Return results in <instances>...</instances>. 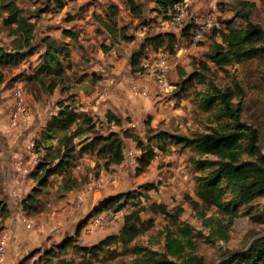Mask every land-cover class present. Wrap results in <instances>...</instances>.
I'll return each instance as SVG.
<instances>
[{
  "label": "rangeland",
  "instance_id": "1",
  "mask_svg": "<svg viewBox=\"0 0 264 264\" xmlns=\"http://www.w3.org/2000/svg\"><path fill=\"white\" fill-rule=\"evenodd\" d=\"M135 1L143 7V14L140 16L133 14L129 0H16L21 16L36 24L35 43L38 50L32 60L28 58V61L22 60L0 69V85L5 83L7 88L12 89L13 95L14 90L20 87L29 104L30 101L37 100L52 108L59 101H67L73 105L79 103L84 107L89 105L90 113L103 114V121L98 123L101 130H129L139 136L144 144L151 145L157 154L151 166L141 174L138 172V158L142 152L133 139L125 141L126 157L122 167L119 165L106 169L104 161L99 160L95 154L81 158L83 160L78 161V166L74 169V174L82 181L77 189L84 191L90 184L103 178L115 179L116 183L88 197L96 203L113 194L125 197L130 194L131 197L124 200L126 206L118 213L105 210L107 213L96 217L100 218V224L94 227L93 232H89L87 229L91 228L96 219H91L90 216L103 212L96 205V209L81 221L84 222V227L80 235H72L75 237L73 245L62 251L57 248L58 243L50 239L43 246L30 249L28 253V250L23 251L24 256L19 255L22 258L17 264H131L134 259L131 255L106 260L82 254L72 247H92L107 236L119 233L124 228L125 214L136 208L142 210L143 219L155 220L154 228L139 237L136 243L154 251H162L165 244L164 232L169 227H174L171 218L152 213L151 206L159 204L167 205L172 213L177 207L184 209L180 223L192 229L195 253L204 259V264H218L226 254L247 249L256 239L264 236V197L244 207L242 215L235 220L223 217L216 209L192 208L185 196L189 195L197 200V175L200 173L193 170L192 161L199 156L192 148H185L171 140L154 138L162 132L191 137L223 126L225 120L219 117L218 109L207 110L203 107V95L208 91V86H211L208 84L213 83L222 90L229 91L231 103L240 110L242 120L259 130L260 145L264 153V56L223 69L211 64V71L207 74L208 83L188 81L191 73L199 70L198 64L204 60L212 43L219 40L216 32L225 29L230 20L236 25L243 24L237 16V11L241 10V1L255 4L245 12L250 14L254 23L264 28V0L194 1L181 21L174 20V11L168 16L163 14L154 0ZM111 6L117 10L111 23L117 29L116 33L109 32L102 24L103 20H108ZM6 18L7 13L2 12L0 47L11 52L16 41L12 29H7L4 24ZM196 18H202V22H213L214 28L206 32L204 40L194 46L190 38H181V33ZM122 29L126 39L121 34ZM66 30L76 34V37H67L64 34ZM164 32L177 34L180 44L172 53L175 56L174 67L166 74L165 86L160 87L141 78L140 73L132 72L130 61L131 56L140 51L146 37ZM45 36L70 43L72 53L71 59L65 62L67 76L62 86L64 89L57 90L53 95L48 94L46 87L35 77L37 58L44 49L41 40ZM144 51L143 57L153 56L155 53L150 47ZM110 79L114 83L108 89L109 97L101 100L99 90L109 84ZM135 79H141L139 81L143 84L150 85L149 98L133 94L131 84ZM84 84H88V91ZM107 111L123 120L121 128H114L111 123H106ZM21 133L10 134L6 130V134L13 138L21 136ZM30 134L27 132L25 136ZM32 138L29 137L26 141ZM82 165L88 167L84 174ZM34 169L35 167L32 170ZM26 178L25 182H28V177ZM56 182L58 180L54 183ZM51 189L42 196L43 203L50 210L64 207L60 204L56 185ZM39 221H45V218Z\"/></svg>",
  "mask_w": 264,
  "mask_h": 264
},
{
  "label": "trees",
  "instance_id": "2",
  "mask_svg": "<svg viewBox=\"0 0 264 264\" xmlns=\"http://www.w3.org/2000/svg\"><path fill=\"white\" fill-rule=\"evenodd\" d=\"M154 1L167 16L179 2ZM129 5L134 15L143 14V7L135 0H129ZM239 6L241 10L237 11V16L243 24L236 25L230 20L225 29L216 32L219 40L212 43L210 51L198 64L199 70L189 76V82L197 80L200 84L208 83L207 74L211 71V64L223 69L264 56V28L254 23L250 14L245 12L255 4L241 1ZM2 12L7 13L4 24L7 29H12L16 45L11 52L0 47V69L22 60L28 61V58L32 60L38 50L35 43L36 24L21 16L16 0H0V16ZM116 15V8L111 6L108 20L102 21L103 26L111 33L117 32L111 24ZM64 34L70 38L76 37L69 30ZM121 34L126 39L123 29ZM190 35L191 24L183 29L181 38L189 39ZM41 43L44 49L37 58L35 77L46 87L47 93L53 95L57 90L64 89L62 86L67 76L65 62L71 59V47L70 43L59 42L50 36H45ZM179 44L180 38L174 32L146 37L140 51L131 56L132 72L142 71L143 61L149 57H143L145 48L150 47L155 53L160 50L174 53ZM208 85L211 86H208V91L203 95V107L207 110L218 109L219 117L225 120L223 126L191 137L162 132L154 138L171 140L185 148H192L199 156L192 161L193 170L200 173L197 175V200L189 195L185 196L192 208L216 209L223 217L235 220L242 215L244 207L264 197V153L260 145L259 130L242 120L240 110L231 103L229 91L222 90L213 83ZM57 106V112L50 116L36 141L39 160L29 176L33 187L22 202V209L27 214L39 211L43 206L42 196L49 193L54 185H57L56 193L59 198L80 187L82 181L74 174V169L85 155L95 154L99 160L104 161L106 169L119 166L125 161L126 139H133L142 152L138 158L140 174L151 166L157 156L151 145L144 144L139 136L129 130H101L96 117L82 111L79 103L73 105L67 101H59ZM105 119L106 123H115L120 127L123 125V120L109 111ZM55 180L58 182L54 183ZM130 197V194L126 197L112 196L100 203V210L118 213L126 206L125 198ZM150 209L154 214L171 218L175 228L169 227L164 232L165 244L162 251H154L136 243L139 237L151 231L155 225L153 218H142L140 208L125 214L124 228L119 233L107 236L92 247L74 245L73 250L106 260L131 255L134 257L131 264H204V259L195 253L192 229L180 223L184 209L177 207L172 213L165 204L152 205ZM11 215L9 204L0 201V230ZM83 227L84 222H81L75 236L80 235ZM73 241L75 237L68 236L57 244V248L64 251L73 245ZM218 264H264V236L256 239L247 249L226 254Z\"/></svg>",
  "mask_w": 264,
  "mask_h": 264
},
{
  "label": "crops",
  "instance_id": "3",
  "mask_svg": "<svg viewBox=\"0 0 264 264\" xmlns=\"http://www.w3.org/2000/svg\"><path fill=\"white\" fill-rule=\"evenodd\" d=\"M111 81H113V79L109 80L108 86L106 85L100 88L99 98L101 100H106L109 97L108 89L111 87L110 85L114 83H111ZM86 85L88 84H84L85 90H87ZM13 101L14 95L12 89L7 88L5 83L0 85V201L8 203L12 211V215L5 221L4 227L0 230V240L5 235L10 238L7 252V264H17L24 256L22 253L23 251L28 250V253L30 249L43 246L46 242H49L50 239H53V242L59 243L64 238L72 236L77 232L81 221L87 218L92 211L96 209V205H100L99 202H102L101 199L94 203L93 199L89 198L88 195H96L98 192H88L89 187H86L84 191L76 189L68 193L65 197H60V204H63L64 207H57L50 210L46 207V204L43 203L39 211L34 214H27L23 211V199L32 189L33 182L29 177L30 175L28 176L29 181L25 182L27 178H22L21 175L18 174L15 168V162L21 154H24V143L27 138L35 137L36 140L38 139L39 134L50 116L57 112L58 106L56 105L52 108L51 106H45L41 101H30L34 121L27 132L31 134L25 136L27 133L25 132L23 135L13 138L6 134ZM80 107L82 111L90 113L88 111L89 105L84 107L83 104H80ZM92 115L96 117L98 123L104 119L103 114L100 112H95V114ZM28 157H30V155ZM37 159L38 158H36V160ZM93 165H95V163H93ZM120 166L122 167L123 164ZM81 167H83L81 170L84 174V171L87 170L88 167L85 165ZM80 196H84L85 200L78 206L76 200ZM110 197H107V199ZM84 202H86V205ZM104 213L107 212H97L90 216V218L94 219L100 217ZM43 218H45V221H39L43 220ZM19 255L23 256L19 257Z\"/></svg>",
  "mask_w": 264,
  "mask_h": 264
},
{
  "label": "built area",
  "instance_id": "4",
  "mask_svg": "<svg viewBox=\"0 0 264 264\" xmlns=\"http://www.w3.org/2000/svg\"><path fill=\"white\" fill-rule=\"evenodd\" d=\"M198 0H179L174 5V20L181 21L184 19L187 9L190 4ZM213 22L207 21L202 22V18H196L193 23H191V35L190 39L194 46L199 42L204 40V35L206 32L211 30L213 27ZM217 27L218 24H216ZM174 54L169 51L160 50L159 52L154 53L153 56H149L142 63V71L140 72L141 78H145L149 83H153L157 86L164 87L166 84V74L170 72L174 67ZM141 79H135L131 84V91L135 96L149 98L151 96V87L149 84H143ZM113 83V81H111ZM34 121L31 106L27 99L25 93L19 87L14 90V101L10 111L9 124L7 128V133L13 134L15 132H22L21 135L29 130ZM114 128H121L115 123H111ZM116 131V130H115ZM35 137L31 140L24 143V154H21L17 161L15 162V168L18 174L22 178L28 177L32 169L36 166L37 153V143ZM26 154V155H25ZM30 155V157L27 156ZM116 183L115 179L107 180L105 178L93 182L89 185L88 192H101L102 189ZM85 200L84 196H80L76 200V204L79 206ZM100 218H96L91 225V228H88L87 231L93 232L94 227L100 224ZM8 236H3L0 240V264H7V252L9 248Z\"/></svg>",
  "mask_w": 264,
  "mask_h": 264
}]
</instances>
